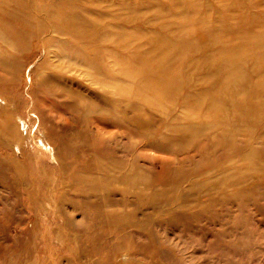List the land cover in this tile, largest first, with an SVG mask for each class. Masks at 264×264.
I'll return each instance as SVG.
<instances>
[{"label":"rangeland","instance_id":"374dc122","mask_svg":"<svg viewBox=\"0 0 264 264\" xmlns=\"http://www.w3.org/2000/svg\"><path fill=\"white\" fill-rule=\"evenodd\" d=\"M0 264H264V0H0Z\"/></svg>","mask_w":264,"mask_h":264},{"label":"bare ground","instance_id":"6f19581e","mask_svg":"<svg viewBox=\"0 0 264 264\" xmlns=\"http://www.w3.org/2000/svg\"><path fill=\"white\" fill-rule=\"evenodd\" d=\"M175 34H177V31L174 33V35ZM181 36H182V34H180L179 36L175 35L174 37L180 38L181 39V42H184L185 39L183 37H181ZM174 82H176V80H174ZM23 125L25 126L26 124L23 123ZM7 126H8L9 129H11L12 132H16V124H15V122L13 120H9ZM39 140L42 141V142H44L45 144H47L50 147V149L53 150L54 145L51 144L49 142V140H46V137H44L43 135H41V138ZM64 224L66 225L65 222H64Z\"/></svg>","mask_w":264,"mask_h":264}]
</instances>
